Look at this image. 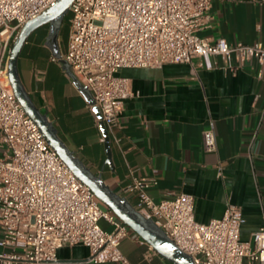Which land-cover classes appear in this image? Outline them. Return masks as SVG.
<instances>
[{
	"label": "built area",
	"instance_id": "2783aa9c",
	"mask_svg": "<svg viewBox=\"0 0 264 264\" xmlns=\"http://www.w3.org/2000/svg\"><path fill=\"white\" fill-rule=\"evenodd\" d=\"M58 0H0V264H51L63 247L89 250L88 264H130L119 246L130 230L104 208L50 148L25 114L9 84L11 47L24 25ZM213 0H73L68 10L66 52L59 59L85 89L107 134L118 127L124 103L134 94L120 69L188 64L211 71L214 60L227 69L255 60L264 65V46L202 39ZM264 3V0H260ZM206 153L217 149L215 133H202ZM155 172L134 178L124 190L137 211L194 264H264L263 225L242 241L240 208L227 204L222 217L195 220L193 196L177 193L155 203L148 190ZM106 222L112 230H103ZM136 242L153 249L141 238Z\"/></svg>",
	"mask_w": 264,
	"mask_h": 264
},
{
	"label": "crops",
	"instance_id": "0c3cea01",
	"mask_svg": "<svg viewBox=\"0 0 264 264\" xmlns=\"http://www.w3.org/2000/svg\"><path fill=\"white\" fill-rule=\"evenodd\" d=\"M209 13L210 25L198 33L200 38L264 46L260 0H213ZM48 31L44 25L30 34L17 69L27 95L65 148L136 211V197L124 190L134 178L153 172L157 185L148 190L151 199L158 203L177 193L193 196L198 223L221 218L228 203L240 208L245 219L240 237L248 241L264 217V65L250 60L227 69L216 58L211 71L198 67L197 59L193 66L120 69L117 75L129 80L134 96L125 101L118 127L108 134L107 164L89 95L54 61L66 52L68 32L64 42L59 29L53 43ZM207 129L216 136L213 153L202 148ZM3 152L0 148V158ZM99 225L112 230L104 221ZM129 230L119 249L130 264H172L140 246L139 236ZM89 254L83 246L63 247L51 264H88Z\"/></svg>",
	"mask_w": 264,
	"mask_h": 264
},
{
	"label": "water",
	"instance_id": "95a60500",
	"mask_svg": "<svg viewBox=\"0 0 264 264\" xmlns=\"http://www.w3.org/2000/svg\"><path fill=\"white\" fill-rule=\"evenodd\" d=\"M72 1L73 0H58L51 8L43 12L36 19L26 23L22 28L18 39L11 47L8 60L7 75L12 92L25 114L35 123L50 148L57 154L72 174L91 190L102 205L109 209L118 220L135 232L165 260L172 264H194L191 258L180 252L165 236H163L161 231L158 230L152 222L144 220L134 208L127 204L125 199L109 191L103 185L99 177L92 175L82 163L65 148L63 143L57 138L52 124L49 123L46 116L41 114L34 106L23 88L18 74L17 60L24 43L33 31L44 25L49 26L48 40H52L53 43H55L63 19L68 14ZM69 76L78 84L70 73ZM89 103L93 105L91 100H89ZM93 111L100 121L99 129L103 136L104 147L107 154L106 163L110 164L109 137L101 121L98 109L93 107Z\"/></svg>",
	"mask_w": 264,
	"mask_h": 264
},
{
	"label": "rangeland",
	"instance_id": "374dc122",
	"mask_svg": "<svg viewBox=\"0 0 264 264\" xmlns=\"http://www.w3.org/2000/svg\"><path fill=\"white\" fill-rule=\"evenodd\" d=\"M68 19H69V15L67 14L65 16V18L63 19L61 28H60V34L63 38V41H66V36H67V32H68Z\"/></svg>",
	"mask_w": 264,
	"mask_h": 264
}]
</instances>
